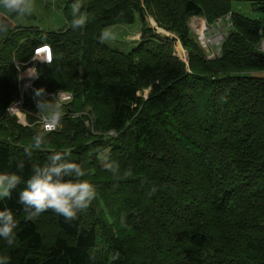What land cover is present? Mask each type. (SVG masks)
<instances>
[{
    "label": "trees",
    "instance_id": "16d2710c",
    "mask_svg": "<svg viewBox=\"0 0 264 264\" xmlns=\"http://www.w3.org/2000/svg\"><path fill=\"white\" fill-rule=\"evenodd\" d=\"M236 1L260 16L234 10ZM58 2L62 28L15 21L0 39V172L27 179L51 153L71 150L96 197L75 220L49 210L25 221L18 185L0 201L19 221L16 245L0 241V254L10 264H264V76L256 74L264 73V0H80L86 23L75 30L74 0ZM226 15L220 55L207 57L187 21ZM147 16L176 35L187 65L176 39L150 28L129 51L99 39ZM42 42L52 60L36 64L23 103L30 126L18 128L7 109L20 95L19 69ZM40 88L41 96L60 91L72 101L36 150L32 138L44 130L30 112ZM86 106L92 119L78 114Z\"/></svg>",
    "mask_w": 264,
    "mask_h": 264
},
{
    "label": "clouds",
    "instance_id": "9594fccd",
    "mask_svg": "<svg viewBox=\"0 0 264 264\" xmlns=\"http://www.w3.org/2000/svg\"><path fill=\"white\" fill-rule=\"evenodd\" d=\"M80 0H74L71 7L73 30L82 28L86 17L81 12ZM32 0H0V12L8 16L27 17L33 14ZM7 35V27L0 25V39ZM108 38V33H101V42ZM37 89L36 97L44 93ZM40 113H48L51 121L43 132L33 136L32 149L41 150L47 142V133L52 132L60 124L63 112L58 106H53L45 100H37ZM31 150L26 149L25 155L31 157ZM71 150L53 152L48 156L50 163L33 165L31 175L27 179L16 172H0V201L11 198L18 185L24 187L19 191L17 203L25 213V221H34L42 213L53 211L65 220L77 219L78 213L87 209L96 197L94 186L82 179L87 174L84 167L70 159ZM67 157V158H66ZM24 162L17 164L23 169ZM108 170H112L106 165ZM19 221L9 208H0V241L12 248L16 245ZM0 264H10V256L0 254Z\"/></svg>",
    "mask_w": 264,
    "mask_h": 264
},
{
    "label": "rangeland",
    "instance_id": "374dc122",
    "mask_svg": "<svg viewBox=\"0 0 264 264\" xmlns=\"http://www.w3.org/2000/svg\"><path fill=\"white\" fill-rule=\"evenodd\" d=\"M32 4L34 7V11L33 14L27 17H16V16H10V18H16L17 22H23L27 25H31L33 27L39 28L40 31L42 30H57L59 28H62L63 25H65V21L63 19L62 13H61V3L58 2V0H32ZM254 6H252L250 4L249 1H242V2H234L233 4V8L236 11H240L242 13H244L246 16H249L251 18H256L260 16V13L258 11V9H254ZM2 13V12H0ZM194 17L196 16H192L189 18V20L187 21V25L190 28V30L197 36L198 38V32L194 31V29L198 28V27H202V24L200 26L195 25L196 23L199 24V22L197 21L196 23H192L194 21ZM5 21H10L9 22V26H13V22L9 19H7L5 16H3ZM218 19L214 21V24L216 25ZM156 23L154 21V19L151 16H147L145 18L144 22H141L139 17H136L135 21L132 24H121V25H114L112 27H110L106 33L109 34V37L107 38L109 44L117 49H120L122 51H129L130 49H132L133 47H135V45H137L140 41H141V37H142V33H144V31L147 28L152 29L153 31H157L158 33L162 34V35H168L169 33L157 28ZM219 25L223 26L225 25L224 23H220ZM230 23L227 24V26L223 29H228ZM218 29L216 28V31ZM167 33V34H166ZM156 34V33H155ZM176 37V35L174 33H171L170 37ZM175 44V52L179 54L180 59L183 60H187V53L181 48L180 43L178 42V40L176 39L174 41ZM41 46V45H40ZM260 47L261 50L264 51V40L261 41L260 43ZM206 51H208V49L205 48ZM180 51V52H178ZM207 53V52H206ZM208 55V53H207ZM37 60L40 59V57H36ZM36 60L32 59L31 63L28 66L29 70H31V76L27 79H25L29 74L26 73L25 71H22L19 73V77L21 78L20 80V91L22 93H24V89L25 88H29V86L31 85L32 82V77L34 76V70L36 67ZM28 74V75H26ZM256 74H258L259 76H264V73H259L257 72ZM43 98H45L44 96L40 97L39 100H44ZM45 101H48L49 104L53 105V106H58L63 114L66 111L65 107L67 106L66 104H68L69 102L72 101V95L69 93H59L57 96H53L52 98H45ZM83 111H81L80 115L84 116L86 115L88 117V119H92L94 117L93 112L91 110V108L89 106H86L84 109H82ZM23 111L26 112V116L23 114L22 111H20L18 114H16V124H18V128L19 125H21L22 127H29V123H27L29 121L28 116H27V110L24 109L23 107ZM31 113V112H30ZM67 113V112H66ZM42 114H46L48 115V113H42ZM32 115L35 117L34 119V125H37L36 121L38 119V116H40V112L39 110H37L35 113L32 112ZM76 115V114H75ZM86 116H84L86 118ZM86 124H89V121H85ZM39 124V122H38ZM93 124V123H92ZM90 126V125H88ZM92 126V125H91ZM12 127V126H10ZM41 128V127H39ZM58 128V127H57ZM56 128V129H57ZM19 130V129H17ZM17 133V131H16ZM6 140L12 139V136H5L3 137ZM105 159V155L102 158V161Z\"/></svg>",
    "mask_w": 264,
    "mask_h": 264
},
{
    "label": "built area",
    "instance_id": "2783aa9c",
    "mask_svg": "<svg viewBox=\"0 0 264 264\" xmlns=\"http://www.w3.org/2000/svg\"><path fill=\"white\" fill-rule=\"evenodd\" d=\"M228 18V16L226 17ZM220 19L217 21L216 25L213 26L204 25L200 32L198 33V39L201 42V44L208 49V54L210 56H215L220 53V45L223 40V29L219 25ZM216 28L218 29L216 31ZM38 50V49H36ZM35 56H41V61H49L50 60V50L45 51H39L38 53H35ZM29 88H32L30 85ZM58 95V93H57ZM22 104V101L19 100L15 102V104L8 108L10 113H16L20 110V106ZM41 123L43 128H46L51 121L48 119L47 116H41Z\"/></svg>",
    "mask_w": 264,
    "mask_h": 264
},
{
    "label": "crops",
    "instance_id": "0c3cea01",
    "mask_svg": "<svg viewBox=\"0 0 264 264\" xmlns=\"http://www.w3.org/2000/svg\"><path fill=\"white\" fill-rule=\"evenodd\" d=\"M199 22V24H197L196 22ZM193 24L194 23H196L195 25H198V26H200L202 23H203V19L202 18H200V17H194V21L192 22ZM200 27H198V28H196V29H194V30H198ZM27 73V72H26ZM26 75H28V74H26ZM27 77H29V76H27ZM28 80V79H27Z\"/></svg>",
    "mask_w": 264,
    "mask_h": 264
},
{
    "label": "bare ground",
    "instance_id": "6f19581e",
    "mask_svg": "<svg viewBox=\"0 0 264 264\" xmlns=\"http://www.w3.org/2000/svg\"><path fill=\"white\" fill-rule=\"evenodd\" d=\"M89 35V34H88Z\"/></svg>",
    "mask_w": 264,
    "mask_h": 264
}]
</instances>
